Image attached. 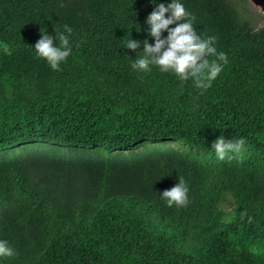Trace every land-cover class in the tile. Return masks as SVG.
<instances>
[{
	"label": "trees",
	"instance_id": "16d2710c",
	"mask_svg": "<svg viewBox=\"0 0 264 264\" xmlns=\"http://www.w3.org/2000/svg\"><path fill=\"white\" fill-rule=\"evenodd\" d=\"M183 2L228 56L206 90L130 67L150 0H0V240L17 252L0 264H264L261 13ZM64 24L53 70L33 46ZM221 135L244 150L219 160ZM179 176L189 202L169 207Z\"/></svg>",
	"mask_w": 264,
	"mask_h": 264
},
{
	"label": "clouds",
	"instance_id": "9594fccd",
	"mask_svg": "<svg viewBox=\"0 0 264 264\" xmlns=\"http://www.w3.org/2000/svg\"><path fill=\"white\" fill-rule=\"evenodd\" d=\"M150 3L155 7L146 19L148 38L137 40L130 36L123 45L136 53L134 59L129 57L130 67L138 72H151L157 67L162 73L174 74L181 82L191 80L198 89L211 87L228 63L227 54L217 49L216 37L203 36L197 31L195 17L183 0L167 3L150 0ZM172 25L175 26L170 27ZM135 28L142 31L140 25ZM72 33L68 24L63 25V30L55 27L54 34L41 29V38L33 46L36 55L53 70H58L73 52ZM152 38L154 43H149ZM245 143L244 138L233 140L221 135L212 143V149L219 160H224L229 153L243 151ZM159 195L169 207L185 206L189 202L188 183L179 176L175 186ZM16 255V249L8 240H0V257Z\"/></svg>",
	"mask_w": 264,
	"mask_h": 264
},
{
	"label": "water",
	"instance_id": "95a60500",
	"mask_svg": "<svg viewBox=\"0 0 264 264\" xmlns=\"http://www.w3.org/2000/svg\"><path fill=\"white\" fill-rule=\"evenodd\" d=\"M250 2L259 9L260 12L264 13V0H250Z\"/></svg>",
	"mask_w": 264,
	"mask_h": 264
},
{
	"label": "rangeland",
	"instance_id": "374dc122",
	"mask_svg": "<svg viewBox=\"0 0 264 264\" xmlns=\"http://www.w3.org/2000/svg\"><path fill=\"white\" fill-rule=\"evenodd\" d=\"M252 4V3H251ZM253 5V4H252ZM253 7L255 8V9H257V11H259V9L258 8H256L254 5H253ZM250 10H251V8H250ZM249 10V11H250ZM250 12H252V11H250ZM260 12V11H259ZM261 14H260V16H259V18H260V21H261V23L262 24H264V13H262V12H260Z\"/></svg>",
	"mask_w": 264,
	"mask_h": 264
}]
</instances>
